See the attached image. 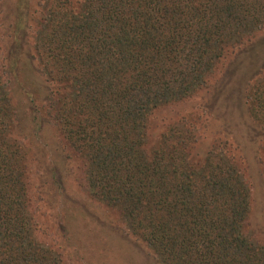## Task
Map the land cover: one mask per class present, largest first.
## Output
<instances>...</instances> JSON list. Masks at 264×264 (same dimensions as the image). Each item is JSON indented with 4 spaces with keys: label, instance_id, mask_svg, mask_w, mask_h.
I'll list each match as a JSON object with an SVG mask.
<instances>
[{
    "label": "trees",
    "instance_id": "obj_1",
    "mask_svg": "<svg viewBox=\"0 0 264 264\" xmlns=\"http://www.w3.org/2000/svg\"><path fill=\"white\" fill-rule=\"evenodd\" d=\"M43 3L26 46L15 28L9 67L84 160L93 198L117 210L159 264H264V243L247 233L250 186L231 142L197 159L190 122L150 134L161 107L207 86L227 45L264 26V0ZM27 67L32 74L21 78ZM262 86L247 97L264 139ZM14 122L0 76V264H66L36 235L29 160L10 136Z\"/></svg>",
    "mask_w": 264,
    "mask_h": 264
},
{
    "label": "rangeland",
    "instance_id": "obj_2",
    "mask_svg": "<svg viewBox=\"0 0 264 264\" xmlns=\"http://www.w3.org/2000/svg\"><path fill=\"white\" fill-rule=\"evenodd\" d=\"M43 2L0 0V76L15 109L16 122L10 136L25 148L29 160L36 235L59 252L66 264H159L142 241L130 233L117 210L93 198L84 160L70 149L50 121L51 115L44 109L37 111L9 67L19 46L13 44L15 28L26 46L27 39L32 40L41 26L46 11ZM29 69L25 68L21 78L32 74ZM262 84L264 26L248 33L240 43L227 45L207 86L161 107L150 122L153 139L171 124H193L199 136L193 151L197 159H203L224 140L231 142L243 161L250 186L247 233L260 243H264V139L258 135L259 126L253 120L247 96Z\"/></svg>",
    "mask_w": 264,
    "mask_h": 264
}]
</instances>
